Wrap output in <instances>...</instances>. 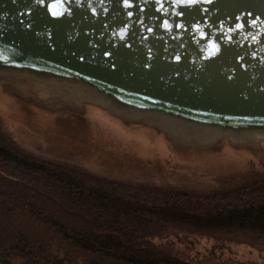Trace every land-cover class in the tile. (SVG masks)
Masks as SVG:
<instances>
[{"label":"water","instance_id":"1","mask_svg":"<svg viewBox=\"0 0 264 264\" xmlns=\"http://www.w3.org/2000/svg\"><path fill=\"white\" fill-rule=\"evenodd\" d=\"M0 68L79 82L138 110L264 130V0H0Z\"/></svg>","mask_w":264,"mask_h":264},{"label":"rangeland","instance_id":"2","mask_svg":"<svg viewBox=\"0 0 264 264\" xmlns=\"http://www.w3.org/2000/svg\"><path fill=\"white\" fill-rule=\"evenodd\" d=\"M0 133L34 157L134 186L196 195L264 178V131L210 144L174 137L90 99L0 68ZM190 264H264V238L172 230L152 239Z\"/></svg>","mask_w":264,"mask_h":264},{"label":"trees","instance_id":"3","mask_svg":"<svg viewBox=\"0 0 264 264\" xmlns=\"http://www.w3.org/2000/svg\"><path fill=\"white\" fill-rule=\"evenodd\" d=\"M264 238V178L196 195L98 178L17 149L0 133V264H190L168 231Z\"/></svg>","mask_w":264,"mask_h":264},{"label":"bare ground","instance_id":"4","mask_svg":"<svg viewBox=\"0 0 264 264\" xmlns=\"http://www.w3.org/2000/svg\"><path fill=\"white\" fill-rule=\"evenodd\" d=\"M20 74L23 76L44 80L42 82L52 84L54 86L56 85V83L57 84L59 83L68 84L67 82L74 83V85L72 86L77 88L75 90V93H77V96L79 98L90 99L94 102L99 103L102 106L109 107L113 111L122 114L132 120H136V121L142 120L150 125L162 129L166 133L171 134L172 136L177 138L180 137L188 140L196 139L197 141L202 142L204 144H210L223 135L246 137L247 136L246 134L255 131L253 129L237 130V129L222 128L218 126L206 125V124L184 120L157 111L138 110L122 105L115 99L111 97H107L102 93L96 91L95 89L83 85L79 82H74L63 78H57L50 74L32 72L29 70H20ZM258 131H264V130H258Z\"/></svg>","mask_w":264,"mask_h":264},{"label":"snow or ice","instance_id":"5","mask_svg":"<svg viewBox=\"0 0 264 264\" xmlns=\"http://www.w3.org/2000/svg\"><path fill=\"white\" fill-rule=\"evenodd\" d=\"M54 15H59V13H53ZM167 26V25H166Z\"/></svg>","mask_w":264,"mask_h":264}]
</instances>
